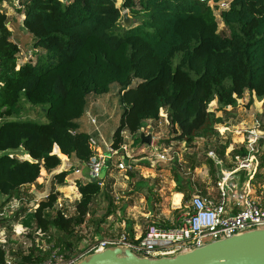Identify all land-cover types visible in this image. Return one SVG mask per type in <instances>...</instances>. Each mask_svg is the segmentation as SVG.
<instances>
[{
  "label": "trees",
  "instance_id": "trees-1",
  "mask_svg": "<svg viewBox=\"0 0 264 264\" xmlns=\"http://www.w3.org/2000/svg\"><path fill=\"white\" fill-rule=\"evenodd\" d=\"M223 1L229 6L217 15ZM16 10L33 44L32 53L20 58L9 17L0 8V197L7 201L24 198V189L35 185L42 171L55 172L66 158L90 161L93 136L79 123L90 96H106L118 88V101L125 109L113 136L112 147L118 151L126 144V134L140 146L144 125L159 122L165 110L177 141L192 144L216 135L221 121L210 110L215 101L217 111H223L236 107L247 93L264 100V0H122L120 7L117 0H23ZM123 11L138 25L121 29ZM220 24L227 32L220 31ZM25 104L45 109L48 123L17 120ZM228 147L216 150L218 157L207 154L206 165L215 180L220 173L216 161L226 160ZM260 148L255 185L263 179ZM12 152H23L24 157ZM237 155L241 160L250 153H231ZM180 166L176 160L172 169L175 192L187 200L194 183L183 177ZM74 172L70 168L55 174L47 198L35 208L21 207L11 218L30 233L57 239L54 248L67 258L75 248L76 228L85 224L98 198L109 199L97 182H76L80 200L66 218L55 208L61 197L56 186H65ZM241 175L243 181L248 177L245 171ZM128 176L135 174L128 171ZM112 213L110 207L92 224L101 231ZM56 233L61 237L54 238ZM5 241H0V264L6 263ZM29 252L30 257L38 252L33 263L42 264L52 248L33 245Z\"/></svg>",
  "mask_w": 264,
  "mask_h": 264
},
{
  "label": "rangeland",
  "instance_id": "rangeland-1",
  "mask_svg": "<svg viewBox=\"0 0 264 264\" xmlns=\"http://www.w3.org/2000/svg\"><path fill=\"white\" fill-rule=\"evenodd\" d=\"M64 2L67 3V0H64ZM10 5L11 6L6 3V6H9L6 9L8 11L10 8L13 10L9 16V20L11 23L12 21L14 22V26H20L21 21V49L23 50V55H27L30 52L32 53V36L24 31V28L22 27V19L24 17L22 15H17V7L14 6L13 2ZM121 5L122 0H117V6L120 7ZM2 6H4V4H2ZM124 13H128L130 17V27L138 25V21L131 17L128 11H123V14ZM218 14L219 13H217V15ZM217 17L220 19V16ZM135 20L136 23H134ZM130 27L125 24L124 20L120 22L121 29H128ZM220 31L227 32L222 24H220ZM119 34H121V31H119ZM35 59L36 56H34V60ZM109 98L110 106L107 115L95 117L97 119L96 126L92 125L90 120V123H88L89 125L87 123H83L82 125V130L87 132L92 131L93 129L95 130L98 126L100 128L102 125V136L107 143L104 140L101 141L102 143L99 142L97 136L93 137L99 142V146L103 147V150H105L104 147L108 143L110 144L113 142L114 133L119 127L120 120L125 111L118 101L117 87H114ZM218 107L220 106L216 101L210 106L211 112H214L216 118L221 121V123H218L215 126L216 135L208 139L197 138L192 144L177 141L176 136L173 134V129L168 122L167 111H164L166 114L163 113L161 120L162 125L158 128V132L161 134V140L156 146V149L165 154L168 158L167 162L159 161L154 152L148 151L146 152L148 153L146 156L150 159V161L148 160L149 163L146 164V160L143 159L138 162V165H140L138 167V175L136 178L128 180L120 177L119 173L116 174L117 172L114 167H110L107 170L108 178L104 181L105 184H108V187L107 185L106 187H102L104 192L108 193L109 199H106L104 195L98 198L92 206L85 224L76 228L75 234L72 237V242L75 244V248L71 255L77 254L79 251L83 250L85 246H88L96 240L102 239L108 235H118L125 231H129L133 234L138 232L142 235L146 232L149 225L158 222L163 225L175 226L178 223L180 215L184 213L185 206L189 204L190 199L194 193L197 192L196 190L189 193V199L183 200L181 209L173 207L178 206L182 199V196L180 197V200L178 199L177 196L179 195H176L174 198L176 193V183L173 178L172 169L175 166L176 160L181 164L179 170L186 180H193V174L199 176L204 174L205 176V174L208 173V176L210 177L208 179L210 182L209 186H214L215 181L220 177L219 175L221 174V171L223 172L225 169L230 170V168H234L239 162L241 158L239 155L235 157L232 156L233 158L231 157V153L234 150H247L251 145L258 149L261 147L262 142L263 146L260 148V156L264 155V100L259 101L255 96L247 93L234 108L226 107L223 111H217ZM44 110L45 109L40 107L25 104L22 116L16 119L36 124H47L48 120L43 112ZM150 128L151 123L144 125L143 129L148 131ZM125 138L127 139L126 144L130 143V137L126 135ZM225 146H229L225 152L227 158L225 161H222V165L219 164L217 167V170L219 168L220 173L215 180L210 174L209 167L206 165L208 160L207 154L213 152L215 157H218L215 151L220 150L221 147ZM21 156H24V154L21 153ZM137 156L144 158L141 153H138ZM139 157L138 159H140ZM255 158L257 159V156H255ZM153 160L154 162L152 163ZM198 165H200V167L191 170L192 166ZM61 166L63 167V165ZM62 167H60V170ZM64 167H69L68 169L74 168L71 163L67 162ZM84 170L87 175V169ZM262 174L263 179L259 181L258 185H255V183L252 185L256 199H258L261 204H264V171H262ZM54 175V173H47V175H45L42 171L41 178L43 179V176H45L43 185L36 186L37 196H32L28 193L24 196V206L27 205H25V203H28V205L35 204L32 202L35 197L38 198L46 192L50 194L54 187ZM69 177L70 179H68V181L70 182L65 185L66 189H64V194L61 195V197L70 196V198H68L75 203L77 199L72 195V192L76 195L77 191L74 184L80 181V177L75 174L74 176L71 175ZM76 179L78 181H76ZM204 186L206 187V185L199 186L198 191L201 190L202 192H206L207 190L204 189ZM56 188L58 187L56 186ZM209 192L213 193L212 189ZM28 198L30 200L32 199V201H29ZM177 200H179V203H177ZM110 203L113 205L110 206ZM110 207L111 210H113L112 215L105 219V223L102 224V230H97L96 225H93L92 221L96 223L101 221ZM7 221L8 220H2V224L5 222L7 225ZM126 222L133 224L130 227ZM9 235V248L11 250H16L15 254L24 252V248H22L21 245L17 246L14 243L16 239H14L13 236L11 237V233H9ZM59 236L61 237V235L56 233L54 238ZM30 238H33V236H30ZM40 239L42 238L35 237L32 241H39ZM56 242L57 239H50L48 236L46 238L43 237L42 239L43 245L48 248V251L52 248V252L58 251L54 248ZM33 245H36V243H33Z\"/></svg>",
  "mask_w": 264,
  "mask_h": 264
},
{
  "label": "built area",
  "instance_id": "built-area-1",
  "mask_svg": "<svg viewBox=\"0 0 264 264\" xmlns=\"http://www.w3.org/2000/svg\"><path fill=\"white\" fill-rule=\"evenodd\" d=\"M4 1L13 2L15 7H19L23 0ZM218 6L219 9L216 13L226 10L229 2L223 1ZM8 27L10 29V23ZM90 122L94 126L97 125L96 118L90 117ZM141 133L146 134L143 129ZM146 135L152 136V145L147 147L154 149L155 156L159 161L167 162L168 158L165 154L159 152L154 145L156 137L152 134ZM91 145L94 155L87 164L80 163L74 174L82 175L83 170L87 169V176L81 177V182H97L101 187H104L103 174L110 167L121 172L127 170L128 148L125 144L118 151L112 146H108L106 153L97 154L98 142L94 137L91 139ZM247 150L250 153L248 158H242L230 170L221 171L220 177L215 181L212 189L213 193L209 191L194 193L175 226L164 228L159 224H151L140 236L127 231L118 235H108L85 246L83 250L69 258L59 251H54L50 258L42 264H78L87 256L110 248L129 249L137 257L149 260L175 258L180 254L193 252L220 240L256 230H264V206L256 199L252 185L258 165L255 156L259 153V148L251 145ZM208 156L215 157L213 152H210ZM115 160L117 161L115 162ZM216 163L221 165L222 161H216ZM242 171L248 173V177L244 181L242 180ZM65 183H69L68 178ZM24 201V198H13L10 201L0 199V220L13 218L23 206ZM73 203L69 198L60 197L55 208L57 211L63 212L67 218L69 215L71 216L69 212L72 214L75 212V203ZM14 234L28 250L32 247V241L28 238L30 234L38 238L44 236L39 231L30 233L28 229H22L20 233L14 231ZM5 238L6 236L0 232V241H4ZM5 264H12V262L6 261Z\"/></svg>",
  "mask_w": 264,
  "mask_h": 264
},
{
  "label": "crops",
  "instance_id": "crops-1",
  "mask_svg": "<svg viewBox=\"0 0 264 264\" xmlns=\"http://www.w3.org/2000/svg\"><path fill=\"white\" fill-rule=\"evenodd\" d=\"M6 3H8L9 4V6H11L10 4H12V2H6V1H3L1 4H0V8H2L5 12H6V14H7V16L9 17L10 16V14H11V11H13L11 8L9 9V11L6 9L7 7H9V6H6ZM2 4H4V6H2ZM17 15H19L18 13H17ZM11 18H12V16H11ZM24 19V18H23ZM23 19H22V22H23ZM21 21H20V26L19 25H17V26H14V22L12 21V23L10 22V31L12 32V40L15 42V43H17L18 45H19V47H20V49L22 48L21 47ZM22 27H23V23H22ZM24 28V27H23ZM24 31H26L27 32V30L24 28ZM21 51H22V53H23V50L21 49ZM22 53H20V58H21V55H22ZM22 62H24L23 60H22ZM20 63H21V61H20ZM110 94L109 95H106V96H101V97H97V96H90L89 97V105H88V108H87V111H86V114H85V116L79 121V123H80V125H81V130H82V125H83V123H90L89 122V120H90V117H92V118H95V117H99L100 115H107V113H108V108H109V106H110V102H109V100H110ZM163 113H165V112H163ZM166 114V113H165ZM162 117H161V119H160V121L159 122H157V123H155V122H152V121H149V122H147L146 124H149V123H151V128H150V130H144L143 129V131H145V133L146 134H152L153 136H155L156 137V141L154 142V145H155V147L159 144V142H160V137H161V134L158 132V128L159 127H161V125H162ZM86 121V122H85ZM145 124V125H146ZM89 125V124H88ZM101 129H102V125L100 126V128H99V126L98 127H96L95 128V130L93 129L92 131H89V132H87V131H84V130H82L83 132H86V133H88V134H90V135H92V136H97V138H98V140H99V142H101L102 140H104V138H103V136H102V131H101ZM126 135H128V134H126ZM126 135H125V137H126ZM129 136V135H128ZM130 137V143H128V144H126V146H127V148H128V152H127V154H126V158H128V159H126L127 160V166H128V168H127V170L126 171H124V172H121V171H117L116 169V174H118L119 173V176L120 177H122V178H124V179H126V180H128V179H134V178H136V176L138 175V167L140 166V165H138V162H140L142 159L143 160H146V164H148L149 163V161H150V159L146 156V154H148V153H146V152H148V151H151V152H154V149L153 148H151V147H147L148 145H144L143 143H141V145L140 146H137V147H135L134 146V139L131 137V136H129ZM94 139H96L95 137H94ZM127 140V139H126ZM105 141V140H104ZM98 142V141H97ZM99 142H98V147H97V149H96V153L97 154H104V153H106V150H107V147L108 146H112V143H108L104 148H105V150H103V147H101V146H99ZM106 142V141H105ZM102 143V142H101ZM107 143V142H106ZM13 154H15L16 156H18L19 158H23L24 156H21V153H23V152H12ZM138 153H141L143 156H144V158H141V157H139V156H137L138 155ZM155 153V152H154ZM125 154V153H124ZM122 156H125V155H122ZM138 157L140 158V159H138ZM149 160V161H148ZM117 160H115V162H116ZM148 161V162H147ZM66 162L67 163H71V165L75 168V170L78 168V166L80 165V162H78L77 160H75L74 158H66V160H64L63 161V163H62V165H63V167L61 168V170H60V168L59 169H57L55 172H53L54 174H57V173H59L60 171H65V170H68V168L69 167H64L65 166V164H66ZM154 162V160L152 161V163ZM73 163V164H72ZM131 168H132V170H131ZM128 171L130 172H134V174H135V177L134 178H130L129 176H128ZM44 173H45V175H47V172L46 171H43ZM73 176H74V174H73ZM77 176V175H76ZM80 178V181H81V177H86L87 175L85 174V170H83V173H82V175H78ZM107 178H108V174H107V172H105L104 173V181H106L107 180ZM210 177L208 176V173L207 174H205V176H204V174H202V176H199V175H194L193 174V176H192V181H193V183H194V188H195V190L194 191H198V187L199 186H202V185H206V187L204 188V189H206L207 191H210L211 189H213L214 188V186H209L210 185V182H209V179ZM45 179V176H43V179L42 178H40L38 181H37V183L35 184V185H32V186H30V187H27V188H25L24 189V191H25V193H24V196L25 195H27V193L29 194V195H32V196H37V189H36V186L38 187V186H41V185H43V180ZM68 179H70V177H68ZM112 180H114V179H112ZM76 181H78L77 179H76ZM70 182V181H69ZM68 184V183H67ZM104 184H105V182H104ZM65 185H66V183H65ZM75 186H76V184H74ZM106 185H107V187H108V184H105V187H106ZM58 188H56V191L57 192H59L61 195H63L64 194V189H66L65 188V186H57ZM75 188V187H74ZM76 189V191H77V193H76V195L74 194V192H72L73 194V196L74 197H76V201H79L80 200V195H79V192H78V189H77V187L75 188ZM203 189V190H204ZM29 190V191H28ZM71 191H74V190H71ZM200 192H202L201 190H199ZM49 195V193L48 192H46L45 194H42L40 197H38V198H34V200L32 201V199L30 200L29 198H28V200L29 201H32L33 203H35V204H33V205H28V203H25V205L26 206H24V204H23V206L22 207H26V208H30V209H32V208H35V207H37L38 206V204H40V202H42L43 200H45L46 199V197ZM176 195H179V196H177L178 197V199L180 200V197L182 196V199H181V202H180V204H178V206H173V207H175L176 209H181L182 207H181V205H182V202H183V200H184V195L183 194H181V193H175V195H174V198H175V196ZM23 196V197H24ZM66 198H70V196H65ZM0 199L2 200V201H7L8 200V198H6V197H0ZM24 199H25V197H24ZM179 200H177V203H179ZM20 210H21V208H20ZM19 210V211H20ZM150 214H151V212H150ZM147 219H148V217H147ZM8 221V224L6 225L5 224V222H3V224H2V220H0V232L2 233V234H4L5 236H6V238L4 239V240H6L5 241V244H4V249L6 250V254H7V256H6V261H11L12 262V264H34L33 263V261L35 260V259H37V257H38V255H39V253L38 252H36V253H34V256L33 257H30L28 254L30 253L29 251H30V249L28 250L23 244H22V241L14 234V231H16V232H18V233H20L21 231H22V229H26L25 227H23L22 225H21V222L19 221V222H14L13 221V219H7ZM127 223V225L129 226H131L133 223H130V222H126ZM153 224H159V222L158 223H153ZM9 233H11V237L13 236V238L14 239H16L15 240V244L17 245V246H20L21 245V247L22 248H24V252H21V253H19V254H15L16 253V250H11L10 248H9V244H10V240H9V238H10V235H9ZM133 234V233H132ZM133 235H136V236H140L141 234L140 233H134ZM33 236V235H32ZM44 237V236H43ZM43 237H41L42 239H43ZM28 238H29V236H28ZM40 238V237H39ZM31 241H32V239L33 238H29ZM42 239H40L39 241H32L31 242V244H32V246H33V243H36V245H37V247L39 248V250H47L48 248L47 247H45L44 245H43V243H42ZM41 243V244H40ZM26 258H29V259H32V260H26ZM48 260V259H47ZM46 260V261H47Z\"/></svg>",
  "mask_w": 264,
  "mask_h": 264
},
{
  "label": "water",
  "instance_id": "water-1",
  "mask_svg": "<svg viewBox=\"0 0 264 264\" xmlns=\"http://www.w3.org/2000/svg\"><path fill=\"white\" fill-rule=\"evenodd\" d=\"M123 19L130 27L128 13ZM140 139L144 145H152L151 135L141 133ZM78 264H264V230L220 240L175 258L149 260L137 257L129 249L110 248L89 255Z\"/></svg>",
  "mask_w": 264,
  "mask_h": 264
}]
</instances>
